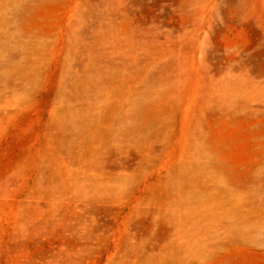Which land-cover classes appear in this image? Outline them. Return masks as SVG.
<instances>
[{
	"label": "rangeland",
	"instance_id": "rangeland-1",
	"mask_svg": "<svg viewBox=\"0 0 264 264\" xmlns=\"http://www.w3.org/2000/svg\"><path fill=\"white\" fill-rule=\"evenodd\" d=\"M42 1L0 0V264H264V0Z\"/></svg>",
	"mask_w": 264,
	"mask_h": 264
},
{
	"label": "bare ground",
	"instance_id": "bare-ground-1",
	"mask_svg": "<svg viewBox=\"0 0 264 264\" xmlns=\"http://www.w3.org/2000/svg\"><path fill=\"white\" fill-rule=\"evenodd\" d=\"M54 0H45L42 1L36 8V10L41 13L52 7ZM124 24H126L127 19H124ZM125 26V25H124ZM218 133H225L228 135L225 141V146L227 147V152L224 154V158L228 163H237L241 160L245 154V134L240 131L229 132L228 130L217 129L213 132V136H216ZM211 139V137H210Z\"/></svg>",
	"mask_w": 264,
	"mask_h": 264
}]
</instances>
